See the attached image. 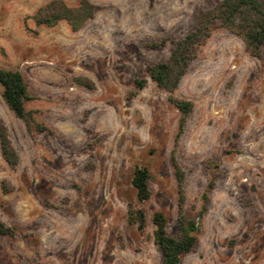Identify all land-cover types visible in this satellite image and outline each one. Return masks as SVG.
Here are the masks:
<instances>
[{"label": "rangeland", "instance_id": "374dc122", "mask_svg": "<svg viewBox=\"0 0 264 264\" xmlns=\"http://www.w3.org/2000/svg\"><path fill=\"white\" fill-rule=\"evenodd\" d=\"M49 1L0 0V67L22 73L25 106L46 127L29 130L0 85V123L19 158L12 168L0 151V221L15 228L0 234V264H159L153 213L178 234L172 152L186 208L214 180L180 264H264V48L254 57L229 29L213 32L172 93L193 102L176 137L180 112L146 66L166 60L216 0H90L96 14L79 31L65 20L36 26ZM138 78L147 83L132 95ZM137 166L152 175L146 200L131 183Z\"/></svg>", "mask_w": 264, "mask_h": 264}, {"label": "trees", "instance_id": "16d2710c", "mask_svg": "<svg viewBox=\"0 0 264 264\" xmlns=\"http://www.w3.org/2000/svg\"><path fill=\"white\" fill-rule=\"evenodd\" d=\"M96 5L90 0H78L76 5H70L64 0H50L38 8L32 15L36 26H55L65 20L72 31H79L87 21L94 18ZM26 29L34 30L26 22ZM220 28L229 29L240 36L245 43L246 50L254 57H260L264 48V0H216L209 8L199 9L195 14V26L180 37L171 50L168 58L146 66L149 78L158 87L170 93L169 100L180 112L178 123V137L183 129L188 114L193 109L191 100L179 99L172 95L180 80L188 71L191 62L198 56L201 48L206 44L213 32ZM166 44V39L151 43L150 48H158ZM78 81L87 87L92 82L86 78ZM146 78H138L134 82L135 90L143 88ZM1 96L13 114L24 121L29 130L43 131L46 127L35 120L34 111L27 109L25 104L32 96L28 92L24 76L19 70L0 67ZM0 151L9 166L15 168L19 163L18 154L13 146L5 124L0 123ZM177 183V214L176 223L178 234L170 235L167 231V217L162 211H155L152 215L154 225V243L161 252L159 264H180L184 254L190 252L198 239L201 223L206 212L205 201L213 189V178L208 181L202 194V203L198 208H186L185 172L179 166L174 153L171 154ZM152 178L147 166H137L133 171L131 183L139 199L146 200L151 196L149 182ZM132 221L138 222L143 228L145 217L142 210L131 212ZM15 228L6 226L0 221V234L14 235Z\"/></svg>", "mask_w": 264, "mask_h": 264}]
</instances>
